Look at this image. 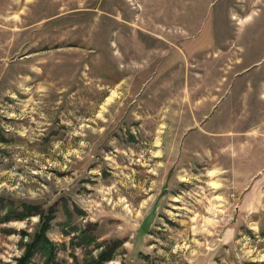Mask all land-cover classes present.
<instances>
[{
  "label": "rangeland",
  "instance_id": "374dc122",
  "mask_svg": "<svg viewBox=\"0 0 264 264\" xmlns=\"http://www.w3.org/2000/svg\"><path fill=\"white\" fill-rule=\"evenodd\" d=\"M0 208V264L40 211L54 264H264V0H0Z\"/></svg>",
  "mask_w": 264,
  "mask_h": 264
},
{
  "label": "trees",
  "instance_id": "16d2710c",
  "mask_svg": "<svg viewBox=\"0 0 264 264\" xmlns=\"http://www.w3.org/2000/svg\"><path fill=\"white\" fill-rule=\"evenodd\" d=\"M29 210L32 211L33 206H25L23 210ZM2 208H0L1 212ZM11 211V209H10ZM10 211L7 212V214L2 217L0 215V220L1 221H6L8 220V216ZM41 218V223L39 228L33 233V236L30 241L27 242L26 247H25V252L24 254L18 258L16 264H29L30 259L35 253H42L45 258V264H54L53 259H54V244L50 241L48 236L46 235L47 229L50 225V221L52 219V213H47L43 214L42 211L37 212ZM28 215V214H27ZM26 216V215H25ZM24 216V217H25ZM109 249H103L100 251V253L96 257H92L90 261L88 260L86 263L87 264H100L102 263V260H106L110 254Z\"/></svg>",
  "mask_w": 264,
  "mask_h": 264
}]
</instances>
